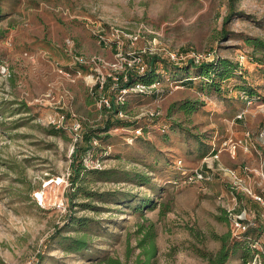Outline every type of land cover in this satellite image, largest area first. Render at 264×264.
Masks as SVG:
<instances>
[{"label": "rangeland", "instance_id": "rangeland-1", "mask_svg": "<svg viewBox=\"0 0 264 264\" xmlns=\"http://www.w3.org/2000/svg\"><path fill=\"white\" fill-rule=\"evenodd\" d=\"M6 5L0 19V264H34L40 253L48 257L45 264H54L50 257L81 264L85 255L107 252L133 261L141 224L156 230L154 264H211L209 254H217L219 237L229 233L228 245L237 248L226 264H264V140L258 137L264 81L245 42L264 40V0H236L233 8L231 0H6ZM112 29L140 34L134 45L124 39L125 54L165 47L242 61L260 99L247 103L237 75L216 92L195 70L175 74L159 64L162 95L129 94L122 113L106 109L101 98L117 95L110 80L119 74L111 66L118 50L98 35L111 36ZM76 56L85 58L84 67ZM187 76L192 80L182 83ZM248 132V147L234 150L233 143ZM87 134L96 148L77 161L87 170L118 171L111 179L90 174L84 180L88 188L120 194L121 200L112 198L99 214L80 210L71 199L73 153ZM197 173L204 178L195 179ZM244 210L252 223L242 233L232 219ZM71 212L100 222L92 254L65 258L52 240Z\"/></svg>", "mask_w": 264, "mask_h": 264}, {"label": "trees", "instance_id": "trees-1", "mask_svg": "<svg viewBox=\"0 0 264 264\" xmlns=\"http://www.w3.org/2000/svg\"><path fill=\"white\" fill-rule=\"evenodd\" d=\"M236 0H231V8L234 7ZM6 0H0V19L5 17L6 10ZM228 20V19H227ZM4 32H0V36H2ZM102 33H99L98 37L100 38V42L106 44L104 40H102ZM3 37V36H2ZM245 42L248 46L252 48V53L250 55V60L257 65V68L260 71V75L264 81V40L258 37H246ZM260 54V55H259ZM145 62L147 64V70L145 73L139 75L134 71H128L126 73L127 80H125V75L123 74H115L118 76V85L115 86L117 95L113 98H109L112 104V108L116 113H122L125 110L126 106V97L129 94H135L142 96L137 93H126L124 94V100L118 101V97L122 94V90L125 88L131 87L136 82H143L147 85L158 82L159 79L163 77V75L158 71L160 67L159 64H163L161 69H164L170 73H181L184 71L195 70L198 73V76L201 77L202 80H205V86L210 90L214 89L216 92H222L221 84L235 77L236 75L241 78L244 82V85L241 86V94L243 98L259 100L260 93L257 90V87L253 86L249 81H247L246 76L247 72L243 67L242 61L234 62L231 59L221 57L219 55L214 54V58L211 61H204L201 63H195L190 60L185 63H173L168 59L157 55H144ZM149 60V62L147 61ZM167 60L168 62H166ZM187 64L185 66H178ZM80 67H84L85 65L79 63ZM192 78L190 76L184 77L181 81L182 83L190 82ZM113 81V85L116 82L115 79H111L110 82ZM163 90L152 91L148 95L159 96L163 94ZM186 110L188 106L184 107ZM107 109V108H106ZM159 115L155 116L158 117ZM106 126L104 129L108 130L110 126V119L106 122ZM56 132H61L60 130H54ZM94 134H97L95 130H91ZM93 135V133H91ZM92 135L87 134L84 136L85 144H79L76 146L75 151L73 153V162H72V185H73V193H72V202L77 207H80V210L84 211H92L95 214H99L107 205L110 203L112 198L113 200H121L120 194L111 191H100L98 189L88 188L84 181L86 177L90 174L103 176V178L111 179L113 176L115 177L118 174V171L112 169H104V170H87L82 161H77L79 156L83 151H92L96 148L93 143ZM125 175H130L128 173H124ZM137 179H141L143 182L147 181L146 175L137 174ZM81 199L80 203L78 201H74V199ZM122 197H127L126 194H122ZM128 198V197H127ZM120 202V201H117ZM130 202V201H127ZM150 200L144 201V208L149 204ZM120 204V203H119ZM143 207H136V211L139 212ZM169 209H167L168 211ZM166 211V212H167ZM162 214H166L165 211ZM100 222L96 220L95 217H89L87 215H78L75 212H71L67 215V218L64 224L61 227H58L52 236V240H57L59 242L60 248L62 252L65 254V258L68 255L81 253L85 255L86 253L94 252V241L98 237L99 233L94 230V228H98ZM145 224L139 225L138 233H142V237L137 242V248L140 249L139 254L135 257L133 261H123L117 256L110 254L109 252L102 254L101 256H92L85 255L83 257L86 258V261L81 264H154V259L157 254V245H156V230L154 225L151 224L148 228L144 227ZM146 229V231H145ZM69 231L71 233H65ZM231 237V233L220 236L219 239L221 241V247L217 254L213 256V254H209L208 260L211 264H226L237 247H233L228 245V240ZM235 241V244H237ZM235 248V249H234ZM46 258L48 257L43 253H40L38 260L34 264H45ZM54 264H67L65 261L55 260L53 257H50ZM244 263L248 260L245 258ZM76 264V263H73Z\"/></svg>", "mask_w": 264, "mask_h": 264}, {"label": "built area", "instance_id": "built-area-1", "mask_svg": "<svg viewBox=\"0 0 264 264\" xmlns=\"http://www.w3.org/2000/svg\"><path fill=\"white\" fill-rule=\"evenodd\" d=\"M100 32H102V31H100ZM126 37L130 41V43L132 45H134L136 42H138V40L140 38V34L139 33H125L124 31L119 30V29H112L111 36H106L104 34L102 36V40H104L106 45L109 44L118 50V53L116 54L117 60L111 66L115 71H117L116 73H119L122 75L124 74L125 80H127L126 73L128 71H134V72L138 73L139 75L146 72L147 64L145 62L144 55H157V56L166 58L173 63L179 64V63L188 62L190 60L194 61L195 63H201L204 61H211L214 58V54H215L213 52L207 53V54L195 53V52H191V53L178 52V51L176 52V51L168 50L165 47H160V48L144 47L139 52H132V53L125 54L124 53V47H125V40L124 39ZM75 60H76V62H79V63L86 62L85 58L83 56H76ZM114 79L116 81L114 83V85L117 86L118 85V76H114ZM100 83H101V87L104 88L105 80L100 81ZM154 90H156V91L163 90L160 87L159 82H155V83H152L150 85H147L143 82H136L131 87L125 88L121 91L122 94L118 97V101H120V102L123 101L124 100L123 95L126 93H137V94H141V95H148L149 93H151ZM246 101L249 105H251L253 103V99H247L246 98ZM101 105H103L105 108H108V109L112 108V104H111L110 99L105 97V96H103L101 98ZM146 114L150 117H155V116L159 115L158 112H156V111H148ZM244 115H245V112H240V114L238 115L237 118L242 119L244 117ZM63 122H64V117H62V119H60L57 123L63 124ZM80 130H81V124L77 123V125L74 127V131L76 134V140H78V138H79V131ZM258 137H259V139L264 140V127L259 131ZM250 139H251V133L248 132V133H246V137L244 140H241L237 143H233V149L235 150L238 146L248 147ZM216 158H218V155L214 156L213 161H215ZM207 166L209 168H212L209 165V163H207ZM222 170H224V169L222 168ZM262 170L264 172V162L262 165ZM224 171H226V170H224ZM201 178H204L203 173H197V176L195 177V179H201ZM231 178H232V180H234V182L236 184L240 183V179L238 178L237 175H235V173H233ZM256 199L259 201H262V199L260 197H256ZM230 215H232V211H230ZM232 221H233L234 227L242 233L245 232L247 230V228L250 226V224L252 223L251 215L246 210L242 211L238 215H233Z\"/></svg>", "mask_w": 264, "mask_h": 264}]
</instances>
